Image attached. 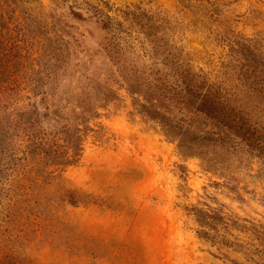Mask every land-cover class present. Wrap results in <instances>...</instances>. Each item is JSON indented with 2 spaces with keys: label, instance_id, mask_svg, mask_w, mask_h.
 <instances>
[{
  "label": "rangeland",
  "instance_id": "1",
  "mask_svg": "<svg viewBox=\"0 0 264 264\" xmlns=\"http://www.w3.org/2000/svg\"><path fill=\"white\" fill-rule=\"evenodd\" d=\"M125 68L189 72L264 132V0H0V264H264V157L179 149Z\"/></svg>",
  "mask_w": 264,
  "mask_h": 264
},
{
  "label": "trees",
  "instance_id": "2",
  "mask_svg": "<svg viewBox=\"0 0 264 264\" xmlns=\"http://www.w3.org/2000/svg\"><path fill=\"white\" fill-rule=\"evenodd\" d=\"M125 70V79L134 93L140 95L139 99L144 101L139 106L166 126L167 131L178 139L179 149L183 148V144L207 145L264 157V132L249 125L247 118L236 112L234 100L217 88L206 85L189 72L177 73L174 79H170L171 75L167 72L156 77L158 70ZM139 99L135 100L139 102ZM97 108L98 105H95L92 115H97ZM173 113L180 115L175 117ZM72 130L71 133L66 132L67 138L62 140L65 151L53 157L59 158L64 164L77 161L89 126L86 125L83 131L77 126L67 131ZM198 234L213 236L203 230ZM255 252L264 257V249Z\"/></svg>",
  "mask_w": 264,
  "mask_h": 264
}]
</instances>
